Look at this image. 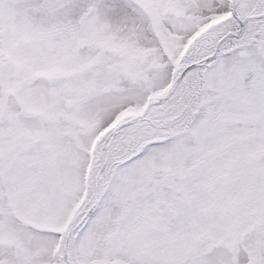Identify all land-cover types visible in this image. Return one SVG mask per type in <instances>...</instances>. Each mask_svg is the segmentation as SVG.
<instances>
[{"label":"snow or ice","instance_id":"snow-or-ice-1","mask_svg":"<svg viewBox=\"0 0 264 264\" xmlns=\"http://www.w3.org/2000/svg\"><path fill=\"white\" fill-rule=\"evenodd\" d=\"M0 264H264V0H0Z\"/></svg>","mask_w":264,"mask_h":264}]
</instances>
